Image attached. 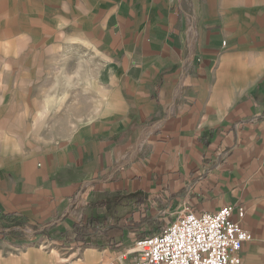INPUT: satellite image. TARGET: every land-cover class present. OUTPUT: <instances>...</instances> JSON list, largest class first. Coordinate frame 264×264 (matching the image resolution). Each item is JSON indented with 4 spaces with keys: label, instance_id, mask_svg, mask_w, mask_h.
<instances>
[{
    "label": "crops",
    "instance_id": "0c3cea01",
    "mask_svg": "<svg viewBox=\"0 0 264 264\" xmlns=\"http://www.w3.org/2000/svg\"><path fill=\"white\" fill-rule=\"evenodd\" d=\"M226 206L264 264V0H0V264H130Z\"/></svg>",
    "mask_w": 264,
    "mask_h": 264
},
{
    "label": "built area",
    "instance_id": "2783aa9c",
    "mask_svg": "<svg viewBox=\"0 0 264 264\" xmlns=\"http://www.w3.org/2000/svg\"><path fill=\"white\" fill-rule=\"evenodd\" d=\"M234 221L233 207L198 215L190 207L163 230L134 244L137 260L130 264H242L241 251L252 240L241 220Z\"/></svg>",
    "mask_w": 264,
    "mask_h": 264
},
{
    "label": "rangeland",
    "instance_id": "374dc122",
    "mask_svg": "<svg viewBox=\"0 0 264 264\" xmlns=\"http://www.w3.org/2000/svg\"><path fill=\"white\" fill-rule=\"evenodd\" d=\"M93 58L89 57L87 55H84L83 53L78 54L76 51L70 50L68 52V56L63 57V64L68 65V71H59L57 72L56 79L63 80L64 82H68L67 88H63L62 91H68V95H75L77 93L78 87H76V83H78V80L85 81L89 80L91 81L93 79V67H92ZM80 85V84H79ZM82 90L81 88H79ZM85 91H88L87 88H84ZM86 94H88L86 92ZM61 106L58 104V107ZM70 107H77L76 104H70ZM87 106V104H86ZM175 218V217H171Z\"/></svg>",
    "mask_w": 264,
    "mask_h": 264
},
{
    "label": "trees",
    "instance_id": "16d2710c",
    "mask_svg": "<svg viewBox=\"0 0 264 264\" xmlns=\"http://www.w3.org/2000/svg\"><path fill=\"white\" fill-rule=\"evenodd\" d=\"M160 227H161V226H160V225H158V226H157V229H158V228H160ZM150 234H153V233H150Z\"/></svg>",
    "mask_w": 264,
    "mask_h": 264
}]
</instances>
